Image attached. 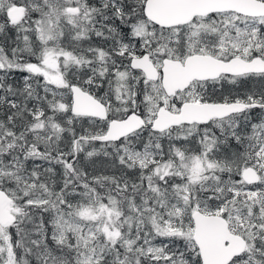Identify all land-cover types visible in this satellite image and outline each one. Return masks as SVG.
I'll return each instance as SVG.
<instances>
[{
	"label": "snow or ice",
	"instance_id": "obj_1",
	"mask_svg": "<svg viewBox=\"0 0 264 264\" xmlns=\"http://www.w3.org/2000/svg\"><path fill=\"white\" fill-rule=\"evenodd\" d=\"M0 264H264V0H0Z\"/></svg>",
	"mask_w": 264,
	"mask_h": 264
},
{
	"label": "flooded vegetation",
	"instance_id": "obj_2",
	"mask_svg": "<svg viewBox=\"0 0 264 264\" xmlns=\"http://www.w3.org/2000/svg\"><path fill=\"white\" fill-rule=\"evenodd\" d=\"M226 87H228V86H226Z\"/></svg>",
	"mask_w": 264,
	"mask_h": 264
}]
</instances>
